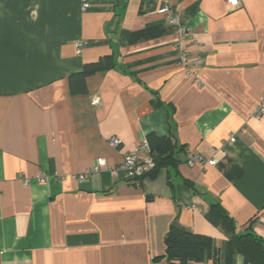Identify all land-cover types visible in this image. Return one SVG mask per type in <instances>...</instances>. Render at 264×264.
<instances>
[{"label":"crops","instance_id":"crops-1","mask_svg":"<svg viewBox=\"0 0 264 264\" xmlns=\"http://www.w3.org/2000/svg\"><path fill=\"white\" fill-rule=\"evenodd\" d=\"M168 1L204 56L201 86L163 0H0V264H167L171 224L212 237L225 264L212 203L264 240V0ZM109 54L114 66L73 77L85 91L72 93L71 75ZM149 133L186 146L182 161L141 181L63 177L99 157L119 167Z\"/></svg>","mask_w":264,"mask_h":264},{"label":"trees","instance_id":"trees-1","mask_svg":"<svg viewBox=\"0 0 264 264\" xmlns=\"http://www.w3.org/2000/svg\"><path fill=\"white\" fill-rule=\"evenodd\" d=\"M113 66L112 54L104 55L97 61L85 63L80 72L70 77L71 92L85 91V87L78 89L72 85L73 77L81 78L84 82L86 77ZM147 141L156 162L153 170L147 174L150 176H154L162 166H177L182 161V156L187 153L186 146L170 136L149 133ZM169 183L172 184L170 179ZM186 183L195 190L191 182L187 180ZM206 216L227 236L225 264H233L235 252L243 256L245 264H264V240L255 233L252 223L246 231L237 232L234 219L220 203H212ZM164 243L165 252L156 259L164 258L167 264H205L208 259H212L213 264H219L220 250L210 236L183 230L171 224L165 234Z\"/></svg>","mask_w":264,"mask_h":264},{"label":"built area","instance_id":"built-area-1","mask_svg":"<svg viewBox=\"0 0 264 264\" xmlns=\"http://www.w3.org/2000/svg\"><path fill=\"white\" fill-rule=\"evenodd\" d=\"M231 6H239L241 0H226ZM83 8L86 9L90 6L89 0H83ZM161 11L167 15V18L170 24L174 27L176 32V38L174 40L175 48L178 52L179 61L185 68L189 76H193L198 85L201 86L203 82L199 79V74L204 66V56L199 49L195 53H192L190 50V45L193 41V33L191 29L185 26L180 19V15L177 9L168 1L163 0L161 6ZM84 43H78L79 52L83 48ZM101 101L99 96L93 97V104H99ZM264 114V95L259 100L254 115L262 116ZM236 140V135L230 137V142L233 143ZM110 142L113 146L118 147L121 144V140L116 137H112ZM203 162L215 164L217 162L216 158L206 160L201 155H195L188 159L190 165ZM155 158L151 151V147L147 139H143L133 150L128 152L122 164L119 167H112L104 157H99L96 159L95 164L87 168L84 172L72 173L64 178L71 177L73 180L83 181L89 176H95L103 173L104 171H111L113 174H118L120 171H123L128 178L141 181V179L149 174L155 167ZM40 181H45L46 174H41L39 177Z\"/></svg>","mask_w":264,"mask_h":264}]
</instances>
